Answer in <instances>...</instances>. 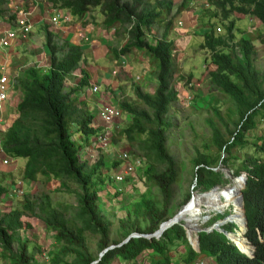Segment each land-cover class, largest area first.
<instances>
[{"label": "trees", "instance_id": "obj_1", "mask_svg": "<svg viewBox=\"0 0 264 264\" xmlns=\"http://www.w3.org/2000/svg\"><path fill=\"white\" fill-rule=\"evenodd\" d=\"M8 2L0 0V15L5 12ZM48 3L68 11L74 18L82 17L90 8H99L104 28L115 31L118 26L126 35V44L119 51L112 52L116 59L135 50L155 63L157 86L154 92L147 94L139 87L133 89L136 100L143 108L126 102L118 104L129 117L122 136L131 145L139 144L140 150L145 151L149 164L144 177L161 194V200L142 196L139 202L133 203L134 221L129 214L126 215L119 220L118 231L122 241L132 233L152 234L160 224L172 219L176 210L172 207V187L176 184L177 171L165 147V132L169 128L165 117L177 97L172 87L173 42L168 39L173 24V20H168L172 0H48ZM207 4L215 9L222 21L238 14L253 17L264 28V0H207ZM183 7L184 3L181 12ZM159 23L166 24L159 38L152 43L148 37L153 26ZM232 27L233 22H230L225 37L215 36L211 30L203 35L201 48L209 52L210 63L214 67L207 73L209 84L230 100L233 110L229 113H233L236 120L232 122L234 129L228 130V124L220 116L216 104L211 106L213 114L227 131V137L213 120L208 121L214 154L198 153L194 161L195 179L198 189L209 192L226 183L220 171L222 168L228 169L240 184L247 225L245 237L253 247L252 256L239 252L215 231L198 235L199 253H196L188 246L180 225H173L164 231L159 240L132 238L117 247L122 241L111 240L112 223L103 215L98 200L99 188L105 185L100 175L105 166L104 158L99 157L94 164L88 165L80 158L81 146L70 134L73 126L88 144L97 132L92 127V114L79 99V93L89 87L90 80L88 73L79 67L83 51L67 41L59 46L55 35L44 26L48 70L43 72L35 66L28 67L16 81L14 89L21 95L16 107L17 119L3 134L2 150L11 159L26 161L23 178L28 182L41 180L45 185L53 181L65 190L67 183L76 186V213L70 217L66 207H54L50 196L45 193L33 200L24 199L20 209L0 213V250L4 260L9 264H41L35 258L36 252H42L40 248L35 247L36 252H29L28 240L20 237L21 231L31 228L22 222L26 216L40 221L46 232L53 234L56 247L47 253L50 264H92L97 261L98 258L95 259L89 252L86 234L97 239L99 253L114 246L103 254L97 264H113L120 255L127 263L136 261L143 264L146 255L151 258L147 264H172L169 254L177 251V241L180 247H185L182 255L184 264H193L198 258L206 264H264V136L251 141L253 156L245 157L236 169L229 167L230 162L236 160L231 155L232 149L243 150L248 144V134L256 129L258 122H264V76L254 68L255 47L252 40L247 38L233 42L230 34ZM259 41L264 45V35ZM227 48L230 50L228 53L225 52ZM76 72L80 78L77 87L71 89L66 85V78ZM230 115L227 116L229 120ZM221 154L225 158H221ZM156 164H164L165 170L158 172ZM116 165L117 162L113 166ZM7 194L8 190L0 186V202ZM189 198L188 193L178 207L186 204ZM222 229L233 233L236 227L231 223L225 224Z\"/></svg>", "mask_w": 264, "mask_h": 264}, {"label": "rangeland", "instance_id": "obj_2", "mask_svg": "<svg viewBox=\"0 0 264 264\" xmlns=\"http://www.w3.org/2000/svg\"><path fill=\"white\" fill-rule=\"evenodd\" d=\"M206 1L172 0V10L168 17V20H173L168 39L173 42L174 76L172 87L177 94L176 100L169 106L168 114L165 117L166 122L169 124V128L165 132V147L167 154L174 160L177 171L176 184L172 187V207L176 209L173 217L192 200L189 198L186 204L178 207L186 194L189 193L190 197H197L196 201L198 203H202L208 196V194L204 196V192L197 188L195 179L196 168L194 166L198 153L214 154L208 121L213 120L227 137V131L213 114L211 106H215L214 103L216 104V109L220 116L228 124V130L234 129L232 122L236 120L233 113L231 115L229 113L230 110H233L230 100L209 84L207 73L213 70L214 67L210 63L209 52L201 48L203 35L211 30L215 36L225 37L227 36L226 28L230 22H233V27L230 31L233 36V42L247 38L252 40L255 47L254 68L264 76V45L259 41L260 37L264 35L262 25L253 17L238 14H233L227 21H222L221 16L217 14L214 8L208 7ZM182 3H184V7L181 12ZM54 7L53 4L48 3V0L10 1L7 7L9 11L5 16V19L8 20H5V22L10 25L12 23L10 21L11 14L15 13L17 8H19L28 15L27 17L32 24V33L22 43L15 44L14 42L11 48L0 46L1 65L7 63L14 76L32 65L45 68L44 64H48L49 61L45 62V60H48V56L44 47L45 33L42 27L46 26L55 35V41L59 46L67 41L68 44L78 45L82 49L84 57L79 67L88 73L91 79L89 84L96 85L97 83L100 88V91L96 94H88L86 97L80 95V99L91 113L95 115V112L92 111L95 110V106L98 103L99 105L113 104L118 107L119 103L126 102L143 108L136 100L133 89L134 87H139L147 94L154 92L157 86L155 63L144 53L135 50L116 59L112 52L119 51L126 44V35L123 29L118 28V26H116L117 30L115 31L113 29H105L103 25L104 18L99 8H90L82 17H73L72 22L56 28L48 24L51 13L55 10H60L58 7ZM0 20L3 21L0 26H6L3 16L0 17ZM178 22H181V25H178ZM165 24L159 23L153 26L148 40L150 41L151 39L152 43L155 42L162 33ZM218 28L221 30L219 33L216 31ZM99 29L106 31V35H101L100 31H98ZM2 32H0V35ZM229 51V48L225 50L227 53ZM113 71L116 72L114 76L112 75ZM73 76L70 78L71 89H73L74 83H77L80 78L79 75L74 74ZM13 105H15V102ZM7 113L15 115L16 111L13 109L7 110ZM13 115L12 117L8 116L9 118L11 117L10 121L15 119ZM228 115L231 117L230 120L227 119ZM4 118L0 117L2 125ZM122 118L125 119V122L121 119L123 125L114 129V134L109 138V143L103 150L98 148L89 149L90 142L86 144L73 126L70 128V134L74 140L77 143L81 142V151H87L88 148V151L81 157L82 160L91 165L99 157L104 158L105 166L101 169L100 175L105 185L102 186V189L99 188L98 200L103 215L112 223L110 238L115 242L123 240L118 231L119 220L124 219L129 214L132 217V221H134L133 203L139 202L142 196L151 200H161V194L158 189L149 184L145 177H140L137 183L126 181L122 186L124 189L122 194H115L112 191L114 190L112 188L113 176L119 171V165L115 167L113 165L117 162L116 156L120 151L127 152L133 159H139L145 166L149 164L145 157V151L140 150L139 144L131 145L125 136H122V129L126 127L129 117L123 113ZM99 123V121L95 122L96 125ZM3 134V129L0 128L1 143L3 142ZM260 136H264V122H258L256 129L248 134L246 137L248 144L243 150L232 149L231 155L235 156L236 160L231 161L229 167L236 169L245 157L253 156L251 141L255 137ZM220 156L225 158L223 154ZM2 159H7L9 164L3 166L1 163ZM25 162L24 159H11L4 153H0V186L8 190L7 197L0 202V213H8L12 209H20L24 199L33 200L45 193L50 196L54 207H66L70 213L68 215L73 217L76 213V186L72 183H67L65 190V188H60L57 182L53 181L45 185L41 180L36 183L28 182L23 178ZM155 167L158 172L164 171L166 168L164 164H156ZM224 173L227 179L225 180L226 188H228L234 180L230 178L231 172L229 173V170H224ZM15 187L22 191V195L12 192ZM221 190L222 188L220 187L211 191ZM200 210L195 212V219L200 221L196 223L200 231L208 230L214 223H223V226L228 224L226 219L230 217V214L233 215L234 212L231 207H226L216 212H209V209L206 208H201ZM219 216L220 218L216 219ZM22 222L29 224L31 227L20 232V237L28 240L29 252H36L35 247L40 248L45 253L55 249L56 246L52 240L53 234L46 232L44 225L40 221L24 216ZM179 225L182 228L186 226L183 222L179 223ZM86 240L89 252L97 259L100 254L96 247L97 239L86 234ZM176 245L178 246L177 251L169 254L172 264L182 263L180 260H182V255L185 252V247H180L178 241ZM13 250H16V245L13 246ZM38 253L36 252L35 256ZM1 254L0 250V264H9L7 260L1 257ZM118 259H122V262H124L121 255ZM143 260V264H147L151 258L144 255ZM42 263L50 264L49 255ZM131 264H136V261H132Z\"/></svg>", "mask_w": 264, "mask_h": 264}, {"label": "built area", "instance_id": "obj_3", "mask_svg": "<svg viewBox=\"0 0 264 264\" xmlns=\"http://www.w3.org/2000/svg\"><path fill=\"white\" fill-rule=\"evenodd\" d=\"M72 20H73V18L69 12H66L64 10H55L51 13L49 22L48 21L47 22L52 27L58 28L61 25L72 22ZM178 25H181V22H178ZM16 27L18 28V31H13V30L7 31L5 38L1 42L4 47L11 45L13 42H17L19 39H22V40L26 39L28 34L31 32V29H32V25L27 21V19H24V18L20 19L17 22ZM216 31L219 33L221 30L218 28V29H216ZM112 75L113 76L116 75V72L113 71ZM7 82H8L7 78L4 75V69H2V75L0 77V112H2L4 110L5 104L7 101V93H6L7 92ZM87 90L91 94H96L100 91V88H99V86H97V84L96 85L91 84L87 89L84 88L81 91V93H84ZM92 112H95V115L93 113H91L93 116V122H94V123H92V127L94 129H97V132H96V135L94 137L90 138V140H89L90 144H89V146L88 145L87 146L89 149L98 148L100 150H103V149H105V147H107V145L109 143V138L112 136V134H114V129H117L123 125L122 122L125 120L122 118L123 112L119 107H117L113 104H106V105L100 104L99 105V103L96 104L95 110H93ZM96 119H98V120H96ZM121 119H123V121ZM96 121H99L100 123L98 125H96L95 124ZM0 144H2L1 141H0ZM79 145L82 146L81 143H79ZM88 148H87V151H88ZM87 151L86 150L85 151L80 150L79 151L80 158ZM0 153H3L2 145L0 146ZM116 161L118 162V165H119L118 166L119 171H118V173L114 174V176H113L112 188L114 189V192L122 194L124 191L122 186H123V184L126 183V181H131L132 183H135V182L137 183L140 177L144 178V171L146 170V166L142 163V161H140L139 159H136V158H134V159L131 158L128 155V153L124 152V151H120L118 153V155L116 156ZM1 163L3 166H7L9 164L7 159H2ZM224 170L228 171V169H222V168L220 169V171L224 174V178H225ZM127 178H129V179L126 180ZM230 178L232 180H236L233 178L232 174L230 175ZM224 180H227V179L225 178ZM220 187L223 189V188H226L227 185L225 183V184L216 186L213 189H219ZM12 192L14 194H17V195H22V191L16 187L12 190ZM204 193H208V192H204ZM175 225H179V224H175ZM211 226L209 229L212 228V231H215L217 233L222 234L226 239L229 238L230 235H232L234 233V232L233 233L226 232L222 228L221 229H213V227H211ZM182 229L184 230L185 239H186L188 246L194 252L199 253L198 235L202 232L205 233L206 230L205 231L197 230V232H195V233H189V230L187 229L186 226H185V228L183 227ZM149 235H152V234L132 233L131 237L133 239L142 238V239L149 241L150 240ZM161 235L162 234H158L155 237H153L152 239L159 240L161 238ZM245 239L248 242L246 237H245ZM227 240L229 241V239H227ZM231 243L233 244L232 241H231ZM233 245L236 247L235 244H233ZM111 247L114 248V246H111ZM102 256H103V254H99L98 258L100 259ZM46 257H47V253H45L43 250L41 253H39L35 256L36 261H39V263H41V264H43L42 262ZM193 264H206V263L201 258H198L196 260V262H194Z\"/></svg>", "mask_w": 264, "mask_h": 264}, {"label": "bare ground", "instance_id": "obj_4", "mask_svg": "<svg viewBox=\"0 0 264 264\" xmlns=\"http://www.w3.org/2000/svg\"><path fill=\"white\" fill-rule=\"evenodd\" d=\"M241 186L235 180L233 181L232 185L226 189H222L221 191H210L208 196H206V200L202 203H198L197 197L192 196L185 207L178 212V214L172 218L175 224L185 223L189 233H195L198 230L199 219H195V212L200 210L201 208L209 209V212H216L218 210H222L226 207H231L233 209V215L230 214L226 220L228 224H234L236 226V230L232 235H230V239L236 247L242 251L243 253H250L251 247L249 243L246 241L244 237V218H243V211H242V201H241ZM198 196V195H197ZM195 209H197L195 211ZM197 211V212H198ZM201 211V210H200ZM232 212V211H231ZM206 214V213H205ZM223 223H215L211 227L213 229H221ZM170 228V227H169Z\"/></svg>", "mask_w": 264, "mask_h": 264}, {"label": "clouds", "instance_id": "obj_5", "mask_svg": "<svg viewBox=\"0 0 264 264\" xmlns=\"http://www.w3.org/2000/svg\"><path fill=\"white\" fill-rule=\"evenodd\" d=\"M10 1L11 0H9V2H8V4L5 6V12L3 13V15H0V17L1 16H3V19H4V24H6V26H0V32H2L1 33V35L0 36H2L1 37V39H0V46L1 47H3V48H11L12 47V45H13V43L11 44V45H9V46H6V47H4L3 45H2V40L5 38V36H6V33H7V31H9V30H13V31H18V28L16 27V24H17V22L20 20V19H22V18H24V19H27V21L31 24V22L29 21V19H28V15H26V13H24L23 11H21L19 8H17V11L15 12V13H13V14H11V16H10V21L12 22L10 25H8L6 22H5V20H8V19H5V16H6V13L9 11V9L7 8L8 6H9V4H10ZM207 2V1H206ZM208 5V4H207ZM209 7V6H208ZM9 8H11V7H9ZM61 10V9H60ZM64 11H66V10H64ZM66 12H68V11H66ZM71 15V14H70ZM72 16V15H71ZM72 18H73V16H72ZM3 23V21L2 20H0V23ZM4 24H2V25H4ZM32 25V24H31ZM114 31V30H113ZM32 33V29H31V32L28 34V36L30 35ZM28 36H27V38H28ZM26 38V39H27ZM26 39H24V40H26ZM24 40H22V39H19L17 42H15V44L16 43H22ZM47 55V54H46ZM49 61V58H48V60H45V62H48ZM32 66H34V65H32ZM29 67H31V66H29ZM36 68H39V69H42V71L43 72H46L47 70H48V67H49V63L48 64H44V67L45 68H41L40 66H35ZM2 69H4V75L6 76V78H7V101H6V104H5V108H4V110L2 111V112H0V114H2V113H4V111L7 109V107L9 106V107H11V105H10V103H12V102H14V101H16L15 102V107L14 108H12L13 110H15L16 111V107H17V105H18V103H19V101H20V99H21V95H20V93L19 92H17L14 88H15V83H16V81L17 80H19L21 77H22V73H23V71L25 70H23V71H21V73L20 74H17V75H13V73H12V71H11V69L9 68V66H8V64L7 63H5L4 65H1V63H0V77H1V75H2ZM27 69V68H26ZM75 75H79L78 73H74ZM73 74V75H74ZM73 75H71V76H69V77H67L66 78V85H67V87H71L70 86V78L71 77H74ZM80 77V76H79ZM69 82V83H68ZM76 84H78V82L77 83H74V87L73 88H76L77 86H76ZM97 84V83H96ZM91 84H89V86H90ZM87 89V88H86ZM82 91V90H81ZM88 94H91V93H89L88 92V90L86 91V92H84V93H79V95H82V96H84V97H86V95H88ZM16 95V96H15ZM79 99H80V96H79ZM91 113V112H90ZM11 114V113H10ZM16 116H17V111H16ZM12 115L13 114H11L10 116L12 117ZM14 116V115H13ZM9 118V117H8ZM5 119V118H4ZM17 119V117H15V119L14 120H16ZM13 120V121H14ZM13 123V122H12ZM11 123V124H12ZM11 126V125H10ZM8 127H9V125H7V122H6V119L4 120V123H3V125H2V123H1V121H0V128L1 129H3V132H5L7 129H8ZM80 136V135H79ZM83 140V139H82ZM77 143V142H76ZM79 143H81V142H78L77 144L79 145ZM80 146V145H79ZM84 161V160H83ZM244 236H245V233H244ZM250 244V243H249ZM250 246H252L251 244H250ZM237 248V247H236ZM239 251V250H238ZM240 252V251H239ZM242 253V252H241ZM244 254V253H243Z\"/></svg>", "mask_w": 264, "mask_h": 264}, {"label": "water", "instance_id": "obj_6", "mask_svg": "<svg viewBox=\"0 0 264 264\" xmlns=\"http://www.w3.org/2000/svg\"><path fill=\"white\" fill-rule=\"evenodd\" d=\"M243 182V187H244V181ZM242 187V189H243ZM240 196H241V193H240ZM243 210V208H242ZM243 218H244V231L246 232L247 230V225H246V219H245V216H244V211H243ZM174 220L172 219H169L168 221L160 224V226L158 227L157 231H155L154 233H152V235H149V239L151 240L153 237H155L156 235L158 234H162L164 231H166L169 227H172L173 225H175V222H173ZM212 232V228L209 229V230H206L205 233L208 234V233H211ZM244 232V233H245ZM132 239L131 235H129L121 244L117 245V247H120L121 245L125 244L128 240ZM229 239V241L231 242V239L230 238H227ZM252 248V251L248 254L244 253L246 256H252L253 254V247L251 246ZM113 249L111 246L108 247L107 249H105L104 251H102L100 254H105L108 250H111ZM238 249V248H237ZM239 250V249H238ZM240 251V250H239ZM242 252V251H240ZM243 253V252H242ZM99 261V258L97 261L93 262L92 264H97V262Z\"/></svg>", "mask_w": 264, "mask_h": 264}, {"label": "crops", "instance_id": "obj_7", "mask_svg": "<svg viewBox=\"0 0 264 264\" xmlns=\"http://www.w3.org/2000/svg\"><path fill=\"white\" fill-rule=\"evenodd\" d=\"M77 28V27H76ZM98 31H100V33H101V35H106V31H103L102 29L100 30H98ZM34 64H36V63H34ZM143 79V78H142ZM90 81H91V79H90ZM144 81V80H143ZM16 96V95H15ZM81 100V99H80ZM14 102H16V101H14ZM14 102H12V103H10V105H11V107H7V109L4 111V113H2V114H0V117H8L9 115H11L10 113H7V110H12V108H14L15 106L13 105V103ZM14 117H17L16 116V114L14 115ZM11 118V117H10ZM10 118H5L6 119V122H7V125H11V123L13 122V120L12 121H10ZM112 191H114V190H112ZM111 191V192H112ZM109 195H111V194H109ZM108 195V196H109ZM180 261H182V260H180ZM183 263V262H182ZM182 263H178V264H182ZM113 264H131V263H127V262H122L121 260H119L118 258L114 261V263ZM136 264H141V262H136ZM184 264V263H183Z\"/></svg>", "mask_w": 264, "mask_h": 264}]
</instances>
